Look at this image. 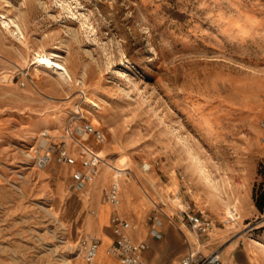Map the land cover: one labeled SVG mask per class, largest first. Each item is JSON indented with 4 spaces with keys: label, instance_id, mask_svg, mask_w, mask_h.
I'll return each mask as SVG.
<instances>
[{
    "label": "rangeland",
    "instance_id": "1",
    "mask_svg": "<svg viewBox=\"0 0 264 264\" xmlns=\"http://www.w3.org/2000/svg\"><path fill=\"white\" fill-rule=\"evenodd\" d=\"M0 15L24 31L0 27V264H87L93 218L112 208L105 161L135 175L132 190L115 176V208L133 240L159 244L144 264H179L185 238L203 255L238 239L264 248V0H0ZM35 50L59 53L73 78ZM62 145L74 164L55 160ZM87 149L96 172L72 186ZM181 203L211 221L208 236L188 230ZM106 256L93 264H122Z\"/></svg>",
    "mask_w": 264,
    "mask_h": 264
},
{
    "label": "built area",
    "instance_id": "2",
    "mask_svg": "<svg viewBox=\"0 0 264 264\" xmlns=\"http://www.w3.org/2000/svg\"><path fill=\"white\" fill-rule=\"evenodd\" d=\"M79 131L86 134L92 133L98 141L103 140L102 133L90 124H84ZM83 156L82 163L84 170L78 175L77 179L72 183V186L82 185L84 182L90 180L96 172L97 163L100 158L99 155L87 149V153ZM50 159L49 152L34 155V162L38 167L45 166ZM55 160L71 165L75 163L76 158L62 145L56 149ZM104 200L112 206L109 223L113 237L109 247V254L117 257L122 264H144L141 254L145 245L133 240L130 234V222L122 217L115 208L120 201V184L117 179L113 178L109 187L104 192ZM177 207L179 215L190 232L198 236H208L211 229V221L206 216L190 210L188 205H184V203H181V206L178 204ZM154 235L155 237L159 236L155 232ZM185 242L186 249L179 260V264H223L219 252L213 251L207 255H203L195 247L194 242L189 241L187 238H185ZM98 244V238H89L84 247L83 254L86 263L93 261Z\"/></svg>",
    "mask_w": 264,
    "mask_h": 264
},
{
    "label": "bare ground",
    "instance_id": "3",
    "mask_svg": "<svg viewBox=\"0 0 264 264\" xmlns=\"http://www.w3.org/2000/svg\"><path fill=\"white\" fill-rule=\"evenodd\" d=\"M0 27L5 32H8L11 36L16 37L18 40H22L24 38V31H23L21 24L12 18H6V17L0 15ZM33 56H34V58L38 64L42 65L43 67H49L61 80L69 81L73 78L72 77L73 74H72L70 68L66 65L65 62H63V60L61 59V55L59 53H57V52L45 53V52H42L41 50H35ZM74 81H77V78H74ZM84 99L88 103L93 102V99H90L87 96L84 97ZM46 130L47 129L45 128L44 131H46ZM81 133H84V132H81ZM43 134H46V132H43ZM42 143H44V140H42ZM122 160L123 159H120V163ZM104 164H106L108 167L113 169L114 172H116L115 176H117L118 174L120 175V179L124 183L126 189L132 190L133 184L131 183V179L129 176L135 177V175L133 174V172L130 168H128L127 166L121 167L122 165L119 166V165L111 164L107 161H105ZM142 168H143V170L148 172L151 169V165L147 162H143ZM115 176H114V178L116 179ZM106 204H108V203H106ZM108 205H110V204H108ZM224 213L226 214V216L231 221H234L238 218V215L233 213L232 209H230V208H226ZM109 243L101 242L97 247L96 253L98 254L100 246H103V253H104V255L108 256L109 255V247L111 244V243L110 244ZM81 253H82V250L79 249V252H77V254L74 258H76L78 255H81ZM94 258H95V256H94ZM65 262H66V264H76V263L70 262L69 260H65ZM93 263H94V260L91 263H87V264H93Z\"/></svg>",
    "mask_w": 264,
    "mask_h": 264
},
{
    "label": "crops",
    "instance_id": "4",
    "mask_svg": "<svg viewBox=\"0 0 264 264\" xmlns=\"http://www.w3.org/2000/svg\"><path fill=\"white\" fill-rule=\"evenodd\" d=\"M134 204L133 209L136 211L139 210V203L137 201V197L133 199ZM102 204V203H101ZM100 204H98L95 208V211H99ZM112 212V208L108 210L107 216H103L104 220H100L98 215H95L92 222V230L96 236H98L103 243H109L112 240V232L109 223V217ZM109 228V231L108 229ZM139 233L142 232L140 229ZM131 234V231H130ZM158 243L154 240H149L145 248L142 251V258H151L153 254L156 252L158 247ZM102 250V251H101ZM100 256H105L103 253V246H100ZM103 253V254H102ZM107 257V256H106ZM220 257L223 264H264V248L263 246L252 245L250 243L244 244L240 239L230 241L225 245V247L220 251Z\"/></svg>",
    "mask_w": 264,
    "mask_h": 264
},
{
    "label": "trees",
    "instance_id": "5",
    "mask_svg": "<svg viewBox=\"0 0 264 264\" xmlns=\"http://www.w3.org/2000/svg\"><path fill=\"white\" fill-rule=\"evenodd\" d=\"M256 193H259L258 196ZM255 194V204L258 209H262L264 206V188L262 190L257 191Z\"/></svg>",
    "mask_w": 264,
    "mask_h": 264
}]
</instances>
